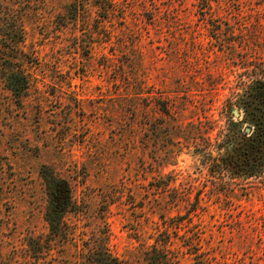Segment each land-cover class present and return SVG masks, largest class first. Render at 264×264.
<instances>
[{"label":"rangeland","instance_id":"1","mask_svg":"<svg viewBox=\"0 0 264 264\" xmlns=\"http://www.w3.org/2000/svg\"><path fill=\"white\" fill-rule=\"evenodd\" d=\"M97 1L0 0V264H264V0Z\"/></svg>","mask_w":264,"mask_h":264},{"label":"trees","instance_id":"2","mask_svg":"<svg viewBox=\"0 0 264 264\" xmlns=\"http://www.w3.org/2000/svg\"><path fill=\"white\" fill-rule=\"evenodd\" d=\"M97 2V6H99V8H101L105 12H115L118 6L114 0H98ZM11 80L14 81V77H12ZM244 90H246V92L251 95L253 100L259 99L264 96V84L262 82L256 84L252 82V85L245 86ZM13 91L17 92L18 88L15 87ZM260 148L261 147H259L258 149ZM46 181L49 197L47 217L52 230L54 232H58L62 217L67 213V208L71 202V197L69 195L70 189L68 183L65 180H60L56 176L48 175L46 176ZM62 189H64V192H66L68 196L67 200H65L64 202H59L60 193L63 191ZM91 255L94 256L92 260H97V262H100V264H114V261L117 260L112 259L111 255H109L107 251H104L103 249L99 250L98 248H92ZM96 256H98V259H96ZM116 264L118 263L116 262Z\"/></svg>","mask_w":264,"mask_h":264},{"label":"water","instance_id":"3","mask_svg":"<svg viewBox=\"0 0 264 264\" xmlns=\"http://www.w3.org/2000/svg\"><path fill=\"white\" fill-rule=\"evenodd\" d=\"M234 114H235L236 116H239V115H240V113H239L237 110H234Z\"/></svg>","mask_w":264,"mask_h":264},{"label":"flooded vegetation","instance_id":"4","mask_svg":"<svg viewBox=\"0 0 264 264\" xmlns=\"http://www.w3.org/2000/svg\"><path fill=\"white\" fill-rule=\"evenodd\" d=\"M250 130V129H249Z\"/></svg>","mask_w":264,"mask_h":264}]
</instances>
